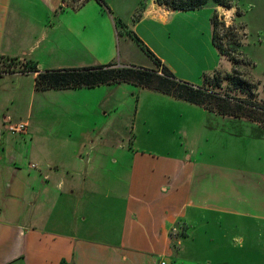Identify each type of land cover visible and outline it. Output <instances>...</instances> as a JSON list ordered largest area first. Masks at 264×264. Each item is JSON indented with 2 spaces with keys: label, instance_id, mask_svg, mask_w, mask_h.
I'll use <instances>...</instances> for the list:
<instances>
[{
  "label": "crops",
  "instance_id": "crops-1",
  "mask_svg": "<svg viewBox=\"0 0 264 264\" xmlns=\"http://www.w3.org/2000/svg\"><path fill=\"white\" fill-rule=\"evenodd\" d=\"M104 3L0 0V65L16 62L0 74V264H215L209 254L199 253V227L205 235L212 227L243 224L264 230V128L196 105L206 116L205 121L198 111L204 123L196 132L206 122L213 131L209 138L221 141L222 148L237 135L229 129L236 122L252 129L243 134L260 152L252 153L256 146L247 152L245 144L242 152L225 150L220 157H195L192 148L186 157L136 151L119 160L85 157L87 137L97 128L67 122L85 109L67 92L92 88L38 95L34 78L44 70L129 64L117 52L113 7ZM148 11L147 16L167 22V8L152 1ZM24 64L37 72L22 71ZM22 74L31 78L29 90L19 83ZM24 92L29 99L21 115ZM39 98L37 123L31 125L30 107ZM99 99L96 106L105 109ZM45 116L48 124L42 123ZM19 122H26L24 132L8 129ZM75 131L77 147L69 151ZM173 225L176 238L169 234ZM259 258L264 264V248Z\"/></svg>",
  "mask_w": 264,
  "mask_h": 264
},
{
  "label": "rangeland",
  "instance_id": "rangeland-1",
  "mask_svg": "<svg viewBox=\"0 0 264 264\" xmlns=\"http://www.w3.org/2000/svg\"><path fill=\"white\" fill-rule=\"evenodd\" d=\"M104 1L113 7L112 17L118 29L116 47L121 60L136 66H154L145 48L134 38L135 35L145 47L162 60L177 79L201 86L205 75L209 77L216 75L215 78L220 81L217 92L220 94L228 92L234 97L245 99L248 96V92L244 91L245 87L243 89L241 84L237 86L231 84L226 78L235 70L237 79H246L256 85L255 99L263 103L264 0H235L230 8L209 3L199 9H168L166 23L157 17L147 16L152 12L148 10L154 0ZM153 4L157 5L155 1ZM213 16L218 23L214 27L218 37L226 34L223 43L229 52L228 56L220 55L212 44ZM230 57L237 61L235 66L232 65V60H229ZM20 78L22 79L19 80L20 85L29 90L31 78L24 75ZM51 90L54 91L52 93L57 91ZM43 91L47 90H37L36 93L39 95L44 93ZM67 93L68 97L72 96L73 101L85 106L84 111L76 113L73 118L67 119V122L74 123L75 126L86 123L97 128L92 136L87 137V147L82 151V153L86 151L85 157L107 159L116 157L119 160V157H131L135 151L137 154L151 153L149 156L152 157L162 155L182 157L183 153L186 157L191 148L192 156L195 151V157H220L225 150L230 153L242 152L241 145L245 144L247 152H251L248 146H256V151L252 149L254 155L260 152L256 141H247L243 134V131L250 129L239 126L236 122L232 123L229 129L237 135L229 136V141L224 142L226 147L221 148V141L213 142L209 138V133L213 131L207 130L206 122L203 124L202 132H196L199 123H204L203 120L199 122L198 116V111H202V108L149 88L118 83L97 86L82 93L76 90H68ZM24 97H26L24 102L18 105L20 108L18 113L21 115L23 110L26 114L25 105L29 99V92H24ZM98 98L99 104L104 105L105 109L96 106ZM39 103L40 98L33 107H30L31 125L37 123V112L41 109ZM201 114L206 121L203 111ZM17 119L18 117H15V120ZM49 122L50 117L45 116L42 123ZM77 133L73 132L71 142L67 145L69 151L77 147V144L72 143ZM91 140H94V145L88 152ZM213 147L215 151L212 150ZM185 148L187 152L184 151ZM109 165L114 166L110 162ZM100 177L102 178V175ZM101 180V184L104 181L107 183V186H104L107 188L106 178ZM249 226L235 225L232 229L224 227L222 230L212 227L208 235L199 227L201 232L199 239L202 241L198 245L199 253L209 254L215 264H222L223 260L227 261L223 264H261L263 260L261 261L259 254L261 248H264V230L256 227H254L256 230H253Z\"/></svg>",
  "mask_w": 264,
  "mask_h": 264
},
{
  "label": "trees",
  "instance_id": "trees-1",
  "mask_svg": "<svg viewBox=\"0 0 264 264\" xmlns=\"http://www.w3.org/2000/svg\"><path fill=\"white\" fill-rule=\"evenodd\" d=\"M76 1V0H74ZM77 6L84 4L88 0H77ZM101 6H104L103 0H95ZM159 6H163L172 10H192L204 7L207 4L214 6H222L225 8L232 7L235 0H154ZM72 3V2H71ZM212 35L211 41L220 55H229L224 48L223 35L218 37L216 30L217 20L215 16L211 18ZM136 41L145 48L147 55L153 61L154 66L151 68L136 66L132 64L119 65L116 61L106 64H97L93 66L80 68H64L55 70L38 71L34 65H22V71H36L34 78V88L36 90L48 89H78V88H94L106 84L130 83L143 88H149L160 93L172 96L191 104L201 106L209 111L219 115L243 117L251 121L259 123L264 128V101L260 103L255 99L254 92L256 85L249 80H240L236 78V71L233 70L226 77L231 84L238 85L248 96L245 99L234 97L228 92L220 94L216 90L220 87L219 79L204 76L203 84L195 86L186 81L177 79L175 74L159 59L152 51H150L141 40L134 35ZM240 46V44L237 43ZM235 45V47L237 46ZM232 65L236 62L232 57ZM14 60H9L5 65L6 70L15 64ZM216 74V73H215ZM248 90V91H247Z\"/></svg>",
  "mask_w": 264,
  "mask_h": 264
},
{
  "label": "built area",
  "instance_id": "built-area-1",
  "mask_svg": "<svg viewBox=\"0 0 264 264\" xmlns=\"http://www.w3.org/2000/svg\"><path fill=\"white\" fill-rule=\"evenodd\" d=\"M22 63L20 62V64H22ZM20 69H22V68L20 67ZM4 70H6L5 65L1 64L0 65V74L3 73ZM26 125H27L26 122H19L16 124H11L7 127L12 132H21L22 133L25 131ZM178 232H179V230H178V227L176 225H173L169 228V234L171 237L176 238L178 236ZM161 264H164V261H162Z\"/></svg>",
  "mask_w": 264,
  "mask_h": 264
},
{
  "label": "water",
  "instance_id": "water-1",
  "mask_svg": "<svg viewBox=\"0 0 264 264\" xmlns=\"http://www.w3.org/2000/svg\"><path fill=\"white\" fill-rule=\"evenodd\" d=\"M154 2V1H153Z\"/></svg>",
  "mask_w": 264,
  "mask_h": 264
}]
</instances>
